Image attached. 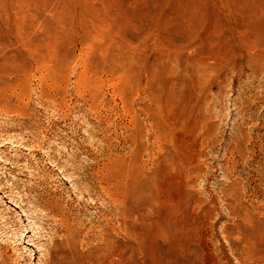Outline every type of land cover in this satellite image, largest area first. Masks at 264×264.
<instances>
[{
    "label": "rangeland",
    "instance_id": "1",
    "mask_svg": "<svg viewBox=\"0 0 264 264\" xmlns=\"http://www.w3.org/2000/svg\"><path fill=\"white\" fill-rule=\"evenodd\" d=\"M0 264H264V0H0Z\"/></svg>",
    "mask_w": 264,
    "mask_h": 264
}]
</instances>
